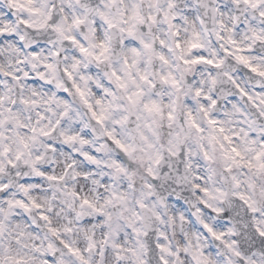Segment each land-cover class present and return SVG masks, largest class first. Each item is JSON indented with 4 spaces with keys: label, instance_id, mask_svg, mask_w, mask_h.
<instances>
[{
    "label": "clouds",
    "instance_id": "9594fccd",
    "mask_svg": "<svg viewBox=\"0 0 264 264\" xmlns=\"http://www.w3.org/2000/svg\"><path fill=\"white\" fill-rule=\"evenodd\" d=\"M0 264H264V0H0Z\"/></svg>",
    "mask_w": 264,
    "mask_h": 264
}]
</instances>
